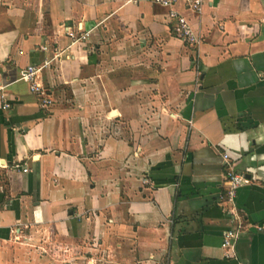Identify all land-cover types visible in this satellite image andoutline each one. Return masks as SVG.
Returning a JSON list of instances; mask_svg holds the SVG:
<instances>
[{"label": "crops", "instance_id": "obj_1", "mask_svg": "<svg viewBox=\"0 0 264 264\" xmlns=\"http://www.w3.org/2000/svg\"><path fill=\"white\" fill-rule=\"evenodd\" d=\"M201 1L0 0V264H264V0Z\"/></svg>", "mask_w": 264, "mask_h": 264}, {"label": "built area", "instance_id": "obj_2", "mask_svg": "<svg viewBox=\"0 0 264 264\" xmlns=\"http://www.w3.org/2000/svg\"><path fill=\"white\" fill-rule=\"evenodd\" d=\"M151 2L159 7L168 9L169 20L173 22L172 32L173 35L184 45L189 47H197L201 43L200 37L193 31L187 20L177 11L174 10V7L178 3H183L187 8L194 12L200 13L202 8L201 0H151ZM69 37L72 40H75L79 43H84L88 38V33L74 34L72 32L68 33ZM41 68L29 66L20 71V80H23L27 83L29 92L34 96L39 97L42 100V107H49L52 105V101L49 96L46 95L43 86L39 82V74ZM8 108V105H4L3 109ZM223 161L225 163V173H224V192L220 196V205L222 211L227 215L231 228L224 233L222 237L221 248L225 251V258L231 259L235 255V244L238 240L240 234L242 233L244 226L242 219L237 211L235 200L237 197V192L240 188L248 186L251 184L250 179L244 174L237 172L230 158L227 154L223 155ZM14 170H21L23 173H27L28 170L20 168L19 166H14ZM144 184H148V180L143 181ZM11 234L17 236L16 239H19L17 229L12 230Z\"/></svg>", "mask_w": 264, "mask_h": 264}]
</instances>
